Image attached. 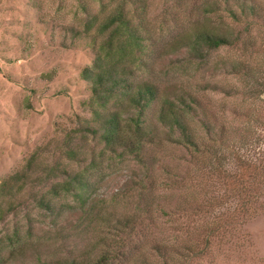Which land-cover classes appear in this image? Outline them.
<instances>
[{
	"label": "rangeland",
	"instance_id": "374dc122",
	"mask_svg": "<svg viewBox=\"0 0 264 264\" xmlns=\"http://www.w3.org/2000/svg\"><path fill=\"white\" fill-rule=\"evenodd\" d=\"M212 1L224 7L223 0H155L151 18L164 28L159 48L162 56L156 58L152 70L142 71L139 76L159 85L171 81L188 84L201 104L217 115L220 123L230 124V132L236 128L240 139L247 137L244 143L240 141L241 153L254 162H264V25L253 23V18L247 16L241 18L243 22L231 21L221 10L203 14L204 6ZM103 2L106 7L98 0H0V183L20 170L37 146L49 143V150H53L56 140L61 141L66 133L76 130L79 118L90 117L86 103L90 94L86 82L79 77L80 69L92 63V48L86 45L88 33L83 23L87 14L101 17L111 8V0ZM249 3L256 5L264 17V0H250ZM207 20L232 29L239 39L232 45L213 50L206 61L183 64L185 48L171 53V43L181 39L182 31H189ZM231 61L246 63L257 74L255 77L247 76L246 72L227 74L221 66ZM197 84L200 89L193 87ZM229 86L238 90L236 95L224 92ZM232 108L237 111L233 112ZM74 135L75 142L85 150V156L77 164L69 162V168L89 169L88 203L114 215L132 212L145 169L127 154L104 149L91 135ZM60 151L55 148L54 154L40 157H49L47 162H66ZM144 155L150 178L156 180L151 195L146 197L152 204L151 209L160 204L169 207L167 210L172 214L194 183L206 176H201L203 171L196 172L191 167L186 160L188 155L178 145L166 143L148 147ZM183 155L186 159L173 158ZM163 166L173 169L178 178L179 174L186 178L177 187L179 190L173 188L164 192L158 189L160 180H165ZM201 180L205 194L222 186L217 181L207 184L205 179ZM151 182L148 179L144 185L151 187ZM52 183L50 180L43 185L28 184L17 200H23L24 204L0 221V240L13 244L5 251L10 264H56L82 258L90 250L88 243L96 241L93 223L82 217L78 201L70 196L52 195L57 205L68 204L59 209L62 215L57 217L46 215L34 204L33 195L49 194ZM259 203L255 215L243 223H237L231 216V202L215 209L213 214L222 212L220 219L234 224L221 232L218 237L221 240L214 239L205 256L191 258L188 264H264V199ZM71 206L80 208L79 212L73 213ZM185 207L191 212L189 205ZM184 212L173 220L172 215L159 217L153 211L151 220L140 222L148 234L144 230L139 233L142 241H132L142 245L137 251L147 254L150 262L161 264L151 246L159 234L164 231V236L169 234L166 239L171 237L172 241L167 243L173 246L178 234L175 224L188 230L204 225L211 218L209 213L197 217ZM102 228L105 229V224ZM136 254H130L117 264H140L145 255L140 254L138 260Z\"/></svg>",
	"mask_w": 264,
	"mask_h": 264
},
{
	"label": "trees",
	"instance_id": "16d2710c",
	"mask_svg": "<svg viewBox=\"0 0 264 264\" xmlns=\"http://www.w3.org/2000/svg\"><path fill=\"white\" fill-rule=\"evenodd\" d=\"M98 1L102 7L107 6L103 0ZM249 1L223 0L224 7L221 8L216 1H212L204 6L203 14L221 10L231 21L243 22L241 18L247 16L253 18V23L261 22L264 25L262 13ZM111 2L112 6L105 14L98 17L89 13L83 23L84 31L88 33L86 45L92 48V63L80 69L79 77L86 82L90 94L86 102L90 117L79 118L76 130L66 133L63 140L54 142L53 150H61L66 162H47L49 157L40 156L54 152L49 150V143L40 145L31 152L20 170L0 183V221L24 204L23 200H17L23 196L21 192L28 184L43 185L51 180V195H33L34 204L46 215L57 217L62 215L59 209L68 204L57 205L52 201V195L70 196L78 201L82 217L93 223L92 229L96 233V241L88 243L90 250L85 256L56 264H117L133 253H137L138 260L140 254L145 255L137 251L142 245L132 241H142L139 233H144L146 229L141 227L140 222L151 220L153 211L159 217L172 215L173 220L178 219L184 211L197 217L209 213V222L200 227L187 230L175 224L178 234L173 246L167 243L172 238L167 240L169 234L164 236L165 231L151 245L161 264H188L191 258L205 256L214 239H219L221 232L234 224L230 220L222 221V212L213 214L215 209L231 202V216L237 223L246 222L255 215L259 201L264 199V162H254L241 153L240 141L244 143L247 137L240 139V132L236 128L230 132V124L220 123L217 115L207 105L201 104L188 84L171 81L159 85L139 76L142 71L152 70L156 58L162 56L159 48L160 40L164 38V28L162 24L156 25L154 18H151L155 0ZM80 5L84 11L87 10L85 4L81 2ZM180 36L181 39L171 43L169 51L173 53L185 48L183 64L186 65L206 61L213 50L232 45L239 39L238 33L232 29L214 25L210 20L197 23L189 31H182ZM221 68L232 75L246 72L247 76L255 77L257 74L248 64L238 61L223 63ZM46 76L51 77L49 74ZM193 87L201 86L197 84ZM212 88L217 89L215 86ZM237 91L234 86H229L224 92L234 96ZM232 111L237 110L232 108ZM75 133L83 137L91 135L104 149L119 155L127 154L145 169L132 212L114 215L88 203L89 169L69 168V162L77 164L85 156V150L75 142ZM166 143L178 145L189 157L173 156L175 160L186 159L196 172L203 171L201 176L206 175L194 183L184 199L178 201L172 214L167 210L169 207L160 204H155V209H151L152 204L146 200L156 180L150 178L144 154L148 147ZM163 168L165 180H160L158 189L164 192L177 189L185 181L186 178L180 174L178 178L173 169ZM148 179L152 181V188L144 185ZM201 179H205L207 184L217 181L222 186L217 191L211 190V193L205 194L200 186ZM185 205L191 207V212ZM78 207L70 208L77 213L80 210ZM104 224L105 229L102 228ZM146 228L149 229L148 226ZM172 232H169L170 235ZM11 245L10 241L0 240V264L11 263L5 255V251L12 248ZM140 264L155 263L150 262L146 254Z\"/></svg>",
	"mask_w": 264,
	"mask_h": 264
}]
</instances>
